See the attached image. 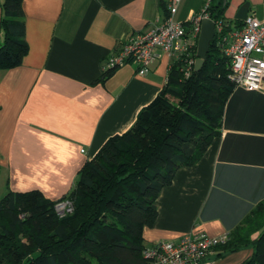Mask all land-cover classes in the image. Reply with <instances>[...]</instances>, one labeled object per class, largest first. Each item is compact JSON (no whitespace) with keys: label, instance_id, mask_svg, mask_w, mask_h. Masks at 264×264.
<instances>
[{"label":"crops","instance_id":"obj_1","mask_svg":"<svg viewBox=\"0 0 264 264\" xmlns=\"http://www.w3.org/2000/svg\"><path fill=\"white\" fill-rule=\"evenodd\" d=\"M214 2H222L228 30L250 14L264 19V0ZM205 3L181 0L175 19L188 22ZM22 7L29 50L20 65L0 69V199L40 190L58 201L108 138L130 129L166 85L177 59L162 51L145 75L129 62L101 79L106 60L131 36L166 19L169 0H23ZM220 131L200 160L160 191L157 218L143 230L145 247L199 232L230 235L264 201V90L234 87ZM254 251L218 247L209 258L243 264Z\"/></svg>","mask_w":264,"mask_h":264},{"label":"trees","instance_id":"obj_2","mask_svg":"<svg viewBox=\"0 0 264 264\" xmlns=\"http://www.w3.org/2000/svg\"><path fill=\"white\" fill-rule=\"evenodd\" d=\"M22 2L4 0L0 69L20 65L29 50ZM207 12L213 20H224L222 2L212 0ZM197 46L198 39L195 58ZM184 67V60H176L166 85L134 125L108 138L84 164L61 198L73 201L71 214L59 217L57 201L40 190L9 191L0 199V264H151L143 254V230L157 218V197L221 133L235 87L216 38L199 71L194 65L187 76ZM248 245L255 251L243 264H264V201L218 247L235 251Z\"/></svg>","mask_w":264,"mask_h":264},{"label":"built area","instance_id":"obj_3","mask_svg":"<svg viewBox=\"0 0 264 264\" xmlns=\"http://www.w3.org/2000/svg\"><path fill=\"white\" fill-rule=\"evenodd\" d=\"M211 1L206 0L204 9L185 23L175 19L181 0H169L166 19L147 32L131 36L116 54L106 60L105 71L134 62L138 65V73L145 75L162 51L177 60H184L185 74L188 76L195 65L193 48L199 38L202 21L204 18H211L207 12ZM215 22V38L229 59V81L235 87H243L248 91H263L264 19L250 14L237 30L226 29L224 20ZM55 211L59 217L71 214L74 211L73 201H57ZM228 240L227 233L209 235L199 232L184 235L178 240L159 241L146 247L143 254L151 264H211V253Z\"/></svg>","mask_w":264,"mask_h":264},{"label":"water","instance_id":"obj_4","mask_svg":"<svg viewBox=\"0 0 264 264\" xmlns=\"http://www.w3.org/2000/svg\"><path fill=\"white\" fill-rule=\"evenodd\" d=\"M216 36V22L212 18H204L198 38V46L195 60V71H199L204 65Z\"/></svg>","mask_w":264,"mask_h":264}]
</instances>
